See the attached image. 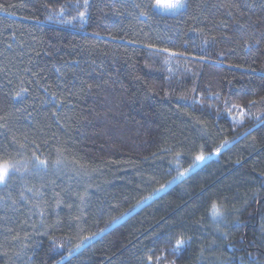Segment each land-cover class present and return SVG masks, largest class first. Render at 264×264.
<instances>
[{
  "label": "trees",
  "instance_id": "trees-1",
  "mask_svg": "<svg viewBox=\"0 0 264 264\" xmlns=\"http://www.w3.org/2000/svg\"><path fill=\"white\" fill-rule=\"evenodd\" d=\"M147 3L0 0V264H264V0Z\"/></svg>",
  "mask_w": 264,
  "mask_h": 264
},
{
  "label": "snow or ice",
  "instance_id": "snow-or-ice-1",
  "mask_svg": "<svg viewBox=\"0 0 264 264\" xmlns=\"http://www.w3.org/2000/svg\"><path fill=\"white\" fill-rule=\"evenodd\" d=\"M89 6H90V0H75V9L77 11V15L73 16L72 20L65 21V23L71 24L72 21L76 20V19H79L82 22L85 18V15H86V12H87ZM189 6L190 5L188 3V0H148V3L143 6L142 10L139 11L138 15L140 17H145V18L158 17L160 19H168V18L175 19L179 16H183V15L187 14V10H188ZM135 7H137L138 9H141L142 6L140 4H137V5H135ZM81 8H83V10H80ZM51 11H55V10H51ZM64 14H65V7L61 6L58 10V15L63 17ZM113 14L115 15L116 13L114 12ZM105 15H107V13H105ZM239 27L241 29H243L245 27V25L240 24ZM213 39H215V38L213 37ZM205 43H207V41H205ZM245 43L247 44V41ZM149 47H151V46L149 45ZM158 51L167 52L168 49H158ZM170 55H183V53H170ZM26 92H27V89L20 88V90L17 91L15 93V95L12 97L13 101H22L24 99ZM249 103L250 104H256L257 101L252 100ZM240 114L242 117L244 114L243 109H241ZM6 119H7L6 116L0 115V121H6ZM240 122L242 123L243 120L241 119ZM5 127H7L6 123H0V128H5ZM24 147H25L24 144H20V148H24ZM222 147H223V145H222ZM217 151H219V150H217ZM204 159H205V157L202 154L196 156L197 161H203ZM32 162H33V166L37 170H44L48 166L47 159H41V157L39 155H37L35 152H33V155H32ZM61 163H62V161L59 158L55 161V164L57 166H59ZM193 167H195V165H193ZM28 170L29 169H28L27 163H25L23 161L13 162V160L10 158L5 159V158L0 157V186H4L5 188H7L10 181L12 180V177L16 173H19L21 176H23L24 173L28 172ZM185 174L186 173H180V176L182 177ZM163 190H164L163 188L158 189L157 193L160 191H163ZM26 191L27 192H33V189L27 188ZM157 193H153V196H149V197H147V199L148 200L153 199V197ZM0 199H3V198L0 197ZM27 199L28 198L25 196L24 192H21L20 193V200L26 201ZM80 199L83 200L84 196L81 195ZM11 203H12V205H16L17 201L12 200ZM141 203H143V201ZM5 206H7V205H5ZM212 216L214 219L223 218V212H222L221 208L216 203H213V205H212ZM121 219H123L122 216L117 217L116 219L111 221V224H115L117 222V220H121ZM104 231H106V229H102L100 233H94L91 236L84 237V239L81 240L80 243H78L74 249L69 250L68 257H71L73 252H79L81 250V248L85 247V245L88 242L96 239L97 236L102 235ZM223 238L226 241L229 239L228 234L226 232L223 234ZM190 242H191V237H189L188 239H184L183 234H181L179 236V238L176 239L175 244L172 245L171 250H170L171 254L172 255L181 254L183 251H185L187 249ZM249 255H251V253H249ZM66 258L67 257H65V259ZM162 259H164V257H157L156 264H160V261ZM173 264H175V261H173Z\"/></svg>",
  "mask_w": 264,
  "mask_h": 264
}]
</instances>
